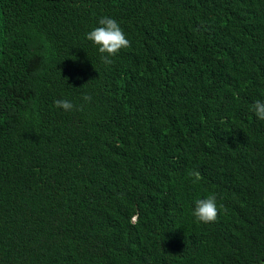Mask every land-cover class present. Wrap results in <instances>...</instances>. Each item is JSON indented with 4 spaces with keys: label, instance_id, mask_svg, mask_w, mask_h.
I'll use <instances>...</instances> for the list:
<instances>
[{
    "label": "trees",
    "instance_id": "trees-1",
    "mask_svg": "<svg viewBox=\"0 0 264 264\" xmlns=\"http://www.w3.org/2000/svg\"><path fill=\"white\" fill-rule=\"evenodd\" d=\"M0 49V264H264V0H0Z\"/></svg>",
    "mask_w": 264,
    "mask_h": 264
},
{
    "label": "clouds",
    "instance_id": "clouds-1",
    "mask_svg": "<svg viewBox=\"0 0 264 264\" xmlns=\"http://www.w3.org/2000/svg\"><path fill=\"white\" fill-rule=\"evenodd\" d=\"M97 27L93 28L86 33V39L92 42L98 48L101 53V60L106 65L113 63L112 57H115L121 49L130 47V41L126 38L119 23L111 17H100ZM82 100L84 102H91L92 96L89 94H83ZM57 108H62L64 111L69 112L72 110L82 111L84 105H74L67 99H57L55 102ZM255 117L264 121V101L256 100L251 108ZM188 176L192 178L193 183H198L202 177L199 171L190 170ZM195 206L191 210V215L197 224L213 223L217 220L220 210L223 205L218 207L217 196L215 194H209L204 198L196 199ZM135 218L133 223H135Z\"/></svg>",
    "mask_w": 264,
    "mask_h": 264
},
{
    "label": "bare ground",
    "instance_id": "bare-ground-1",
    "mask_svg": "<svg viewBox=\"0 0 264 264\" xmlns=\"http://www.w3.org/2000/svg\"><path fill=\"white\" fill-rule=\"evenodd\" d=\"M1 50V49H0ZM7 50V49H6ZM2 75V74H1ZM13 80V79H12ZM18 81V80H17ZM19 83V82H18ZM22 83V82H21ZM19 85V84H18ZM22 84H20L21 86ZM15 86V85H14ZM24 87V86H23ZM28 87V86H27ZM3 88V87H2ZM9 90V89H8ZM2 91V90H1ZM16 92V91H15ZM25 92V91H24ZM26 93V92H25ZM20 94V93H19ZM4 95V94H3ZM21 95V94H20ZM27 95V94H26ZM2 100V99H1ZM1 103V102H0ZM5 104V103H4Z\"/></svg>",
    "mask_w": 264,
    "mask_h": 264
}]
</instances>
